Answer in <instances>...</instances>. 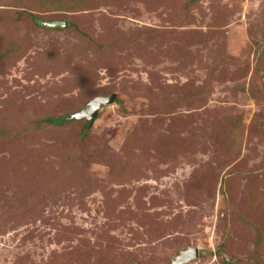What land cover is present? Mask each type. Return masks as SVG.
I'll return each mask as SVG.
<instances>
[{
    "label": "rangeland",
    "instance_id": "374dc122",
    "mask_svg": "<svg viewBox=\"0 0 264 264\" xmlns=\"http://www.w3.org/2000/svg\"><path fill=\"white\" fill-rule=\"evenodd\" d=\"M190 248L264 264V0H0V264Z\"/></svg>",
    "mask_w": 264,
    "mask_h": 264
},
{
    "label": "water",
    "instance_id": "95a60500",
    "mask_svg": "<svg viewBox=\"0 0 264 264\" xmlns=\"http://www.w3.org/2000/svg\"><path fill=\"white\" fill-rule=\"evenodd\" d=\"M47 26L53 27V28H68L69 23L68 22H54V23H48ZM116 95L111 97H100L96 98L94 101L90 103V106L88 110L83 111L76 115L75 117L77 119L86 118L90 122L94 123L96 118L99 115L100 110L107 105H111L115 102ZM200 256V252L197 248H190L185 252H182V254L175 260L174 264H188L196 259H198Z\"/></svg>",
    "mask_w": 264,
    "mask_h": 264
},
{
    "label": "trees",
    "instance_id": "16d2710c",
    "mask_svg": "<svg viewBox=\"0 0 264 264\" xmlns=\"http://www.w3.org/2000/svg\"><path fill=\"white\" fill-rule=\"evenodd\" d=\"M36 21H38L36 18H34ZM61 119L62 118H48L46 121L48 122V123H50V124H53V125H56V126H58V125H60L61 124ZM63 121V120H62Z\"/></svg>",
    "mask_w": 264,
    "mask_h": 264
}]
</instances>
